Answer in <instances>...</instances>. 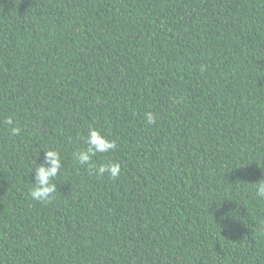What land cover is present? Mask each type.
<instances>
[{
    "label": "trees",
    "instance_id": "1",
    "mask_svg": "<svg viewBox=\"0 0 264 264\" xmlns=\"http://www.w3.org/2000/svg\"><path fill=\"white\" fill-rule=\"evenodd\" d=\"M261 179L264 0H0V264H264Z\"/></svg>",
    "mask_w": 264,
    "mask_h": 264
},
{
    "label": "clouds",
    "instance_id": "2",
    "mask_svg": "<svg viewBox=\"0 0 264 264\" xmlns=\"http://www.w3.org/2000/svg\"><path fill=\"white\" fill-rule=\"evenodd\" d=\"M155 116L152 113L147 114V123L154 124ZM6 124L12 125L13 119L9 117ZM13 134H19L21 129L13 127L11 129ZM86 148L74 153V158L80 165H88L97 175L103 176L106 173L113 179L117 178L121 172L120 163L100 164L98 167L93 165V157L99 153H107L117 147L115 140H110L102 134L98 129L91 128L85 140ZM45 164H39L35 169V182L31 190V197L34 200L47 202L52 198V194L56 192L57 185L53 183V179L57 177L61 171L62 157L57 150H45ZM256 187V194L259 197H264V179L254 183Z\"/></svg>",
    "mask_w": 264,
    "mask_h": 264
}]
</instances>
